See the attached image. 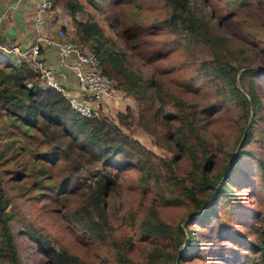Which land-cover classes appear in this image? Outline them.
<instances>
[{
    "label": "rangeland",
    "instance_id": "rangeland-1",
    "mask_svg": "<svg viewBox=\"0 0 264 264\" xmlns=\"http://www.w3.org/2000/svg\"><path fill=\"white\" fill-rule=\"evenodd\" d=\"M78 1L83 10L75 17L56 2L49 15L50 22L56 27L61 25L76 45L94 52V42L78 38L74 20H97L116 47L125 51L128 66L145 80H157L165 92L158 94L154 85L150 89L161 114L157 121L160 125L152 127V131L139 118V107L133 95L111 80V90L99 105L97 115L107 117L157 155L170 159L175 152L174 142L166 138L164 145L160 136L165 130V121L169 119L171 126L176 121L163 118L162 114L176 112L179 102L195 103L198 110L214 103L213 110L200 117L201 133L213 149L214 170L220 171L225 164L229 166L241 144L244 122L247 125L254 118V128H261L264 113L248 115L242 99L235 95L226 80L217 76L216 71H205L200 66L216 57L222 68L228 64L239 67L235 72L236 87L247 97L249 87L257 85L264 100L261 72H264V0H192L196 12L206 14L215 35L220 38L215 44L156 25L170 12L163 0ZM25 4L24 0L18 5L17 0H0V44L4 45L0 46V52L10 51L12 48L9 49L8 44L14 45L12 42L16 39L30 40L28 32L34 17ZM23 6L29 14L24 20L17 17L20 14L17 11L21 12ZM29 44L21 47L26 48ZM22 48H18L19 51ZM11 53L12 59L20 56L18 51ZM25 56L30 57L29 54ZM55 60L58 63L57 54ZM241 66L261 68L256 72L259 77L255 80L247 76L243 78L244 67ZM44 142V135L39 130L25 125L19 127L17 123L13 125L0 111V150L10 147L5 152V159L0 157V185L6 197L8 222L23 264H56L50 255L40 250L30 234L45 235L56 248L76 255L86 264H118L119 253L140 264L146 261L153 248L174 253L184 247L183 243L176 247L164 234H148L141 228L148 220H161L175 228L190 217L196 218L197 214L191 213V202L178 183L163 173L157 175L158 171L145 174L147 169L134 161L95 164L83 161L80 171L69 179L67 165L71 160L66 159L64 147L50 151ZM51 143L56 142L52 140ZM255 150L261 154L259 147L255 146ZM238 163L245 171H255V163L247 154ZM186 164L184 160L174 163L179 176L186 177ZM103 170L109 172L103 197L108 226L103 239H97L91 237L71 213L83 203L87 193L80 184L88 183ZM233 177L231 191L237 196L235 203L229 204L227 198L222 197L217 216L211 215L203 223L193 225L197 247L185 253L186 264H231L223 260V255L234 260L235 264H253L247 260L254 255L253 250L243 248V243L222 239L219 233L231 223L238 230L237 238H248L251 240L248 247H253L258 237L254 230L247 228L251 218L247 215L264 210V191L260 184L257 189L248 191L250 188L242 183L241 172ZM221 244L227 247L225 252L220 249ZM242 252L247 254L244 256ZM0 264L7 262L0 258Z\"/></svg>",
    "mask_w": 264,
    "mask_h": 264
},
{
    "label": "trees",
    "instance_id": "trees-1",
    "mask_svg": "<svg viewBox=\"0 0 264 264\" xmlns=\"http://www.w3.org/2000/svg\"><path fill=\"white\" fill-rule=\"evenodd\" d=\"M170 8L167 16L159 20L156 25L169 29L173 32L183 31L188 35L200 39L207 44H215L218 36L215 35L212 23L206 14L196 12L192 0H163ZM60 2L71 16L75 17L77 12L83 10L82 3L78 0H54ZM76 34L82 41H92L93 51L99 58V68L107 80L115 82L117 87L123 88L131 93L136 99L139 107V118L143 121L149 131L152 127L160 125L158 115H161L154 102L153 93L150 89L156 86L162 95L165 93L161 83L154 79H143L132 70L125 57V51L118 49L115 43L105 34L103 28L97 20H74ZM34 39V38H33ZM33 42V41H32ZM9 45V49L16 45ZM1 46V45H0ZM85 46L86 45H82ZM8 52H0V111H3L11 124L17 123L19 127H33L39 130L45 138V144L50 151H55L59 146L64 147L66 159L71 160L67 165L69 174L67 178L72 179L75 172H79L82 162L95 164L98 162H128L134 161L136 164L146 168L145 174L163 173L182 188L184 196L189 199L193 214L196 218L190 219L183 225L175 228L161 220H148L143 228L145 233L164 234L167 239H171L174 245L180 250L171 253L169 250H157L153 248L146 257V261L140 264H186L185 253L196 249L194 224L199 225L205 219L217 216L218 206L222 197L227 198L229 204L235 203V194L231 191L233 174L241 172L247 187L252 191L257 189L258 184L264 191V125L261 128H254V118L247 125L244 122L245 130L241 144L237 152L233 155L230 165L225 164L220 171L214 170V152L209 143L201 133L199 124L203 113L213 110L214 103L198 110L195 103L179 102L176 112H170L163 118H171L176 121L171 126L169 119L165 121L160 139L167 138L174 142V155L164 158L157 155L151 149L143 145L138 139L128 135L122 129L110 121L107 117L97 114L85 116L75 111L67 98L58 90L52 87H45L37 81L38 70L20 55L17 59H12ZM40 55L43 57L44 47H40ZM11 53V54H9ZM213 61L215 63H213ZM213 61L201 65L205 71H216L215 74L230 85L235 91V95L242 99L243 105L253 116H260L264 113V100L258 92V87L251 86L246 91L248 96L236 87L235 72L233 64H228L222 68L221 63L215 57ZM244 67V66H241ZM261 69V68H260ZM254 66H246L243 69L242 77H249L255 80L256 72L260 70ZM261 71V70H260ZM263 73L264 77V72ZM161 96V95H158ZM200 113V114H199ZM258 119V118H257ZM173 122V123H174ZM173 127V128H172ZM243 131H241L242 134ZM54 140L56 143H51ZM13 142V141H11ZM164 145H166L164 143ZM248 146V148H245ZM259 147L261 154L255 150ZM10 147L0 150V157L5 159V152ZM171 149V148H170ZM247 154L252 157L255 163V171H245L238 163ZM186 161L188 172L186 177L179 176L174 170V163ZM162 175V174H161ZM109 172H97L91 181L81 183L87 190L83 203L71 213V217L81 224L87 233L97 239H103L104 231L108 226L107 214L103 205L105 196L106 177ZM145 183L147 178L144 180ZM182 181V182H181ZM74 186L77 184L74 183ZM247 197V192H244ZM247 228H251L257 234L258 241L253 247L250 246L248 238L240 240L238 230L227 223L220 230L222 239L231 242L243 243V248L253 250L254 255L247 259L253 264H264V210L258 213H250ZM192 225V226H189ZM30 238L37 243L40 250L50 255L56 264H86L79 257L68 251L56 248L43 234H30ZM220 249L225 252L227 247L222 244ZM244 253V256L247 252ZM255 256V257H254ZM0 258L7 264H23L20 256L14 233L8 222L6 212V197L0 185ZM225 262L235 264L226 255L222 256ZM118 264H138L119 253ZM254 262H253V261Z\"/></svg>",
    "mask_w": 264,
    "mask_h": 264
},
{
    "label": "built area",
    "instance_id": "built-area-1",
    "mask_svg": "<svg viewBox=\"0 0 264 264\" xmlns=\"http://www.w3.org/2000/svg\"><path fill=\"white\" fill-rule=\"evenodd\" d=\"M36 3L32 24L33 42L20 51L17 47H13L11 50L18 51L34 69L38 70L42 86L60 91L75 111L85 116L97 114L99 105L111 90L109 80L99 68L98 56L94 52L76 45L61 25L53 28L47 15L55 6L54 0H36ZM41 46H56L59 63L71 69L81 96H74L70 89L65 88L59 82L57 68L46 63L41 57L39 51ZM26 54H29L30 57L26 58Z\"/></svg>",
    "mask_w": 264,
    "mask_h": 264
},
{
    "label": "crops",
    "instance_id": "crops-1",
    "mask_svg": "<svg viewBox=\"0 0 264 264\" xmlns=\"http://www.w3.org/2000/svg\"><path fill=\"white\" fill-rule=\"evenodd\" d=\"M27 2V4H25L26 6H28L31 10V13H32V16L34 15L35 13V10H36V6H37V3H36V0H24V2ZM19 3H23V0H17V5ZM16 7V6H15ZM18 9H20V6L17 7ZM13 10H15V8H13ZM26 11V10H25ZM24 11V6H23V9L20 11H17L19 12V16L17 14V17L18 19L20 18H24V19H28L26 16H28L29 14H27V12ZM30 13V14H31ZM27 14V15H26ZM51 13H48L47 17H48V20L50 19V16ZM23 19V20H24ZM51 25H55L53 23H50ZM64 23H62L63 25ZM59 26V25H58ZM33 26H32V20L30 21V29H29V32H28V36L30 37V40L29 41H26V42H22L21 40H18L16 39L15 42H12L14 45H17L15 47L17 48H22L21 46H25L27 44H31L32 41H33ZM56 28V25L55 27ZM18 34V33H17ZM29 44V45H30ZM1 45V44H0ZM1 46H4V45H1ZM13 48V47H12ZM57 54V48L56 46H48V47H44V52H43V57L45 58V61H47L48 63H50V65L54 68H57V78L59 80V82L65 87V88H68L70 89V92L74 95V96H81L80 92L78 91L77 87H76V80H75V77H74V74L73 72L71 71L70 68L68 67H65L63 65H61L59 63V60H58V63L57 61L55 60L56 58V54ZM57 57H58V54H57ZM107 99V96L106 98L103 100L105 101ZM102 103V102H101Z\"/></svg>",
    "mask_w": 264,
    "mask_h": 264
}]
</instances>
